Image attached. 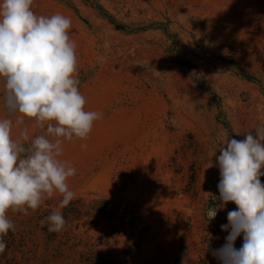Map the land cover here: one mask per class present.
I'll list each match as a JSON object with an SVG mask.
<instances>
[{
    "label": "rangeland",
    "instance_id": "1",
    "mask_svg": "<svg viewBox=\"0 0 264 264\" xmlns=\"http://www.w3.org/2000/svg\"><path fill=\"white\" fill-rule=\"evenodd\" d=\"M71 3L33 0L31 8L71 19L84 108L101 113L87 138L62 144L59 159L76 170L66 181L73 199L110 197L121 210L128 201L134 206L138 226L114 246L132 264L222 262L215 253L230 230L221 225L236 205L227 203L210 221L206 211L220 203L219 147L264 128V0ZM24 128L25 147L46 133L13 116L12 138ZM124 178L130 184L121 189ZM61 199L54 193L39 207L51 202L60 210ZM38 208L7 211L16 244L2 264H82L80 252L102 226L73 230L60 246L36 229ZM242 243L241 233L234 247Z\"/></svg>",
    "mask_w": 264,
    "mask_h": 264
},
{
    "label": "clouds",
    "instance_id": "2",
    "mask_svg": "<svg viewBox=\"0 0 264 264\" xmlns=\"http://www.w3.org/2000/svg\"><path fill=\"white\" fill-rule=\"evenodd\" d=\"M33 0H0V103L6 117L0 119V253L6 248L2 239L13 223L9 209L27 214L42 201L59 193V208L74 198L67 180L75 168L62 162L65 140L85 139L101 113L85 110V97L76 77V44L68 30L71 19L60 13L37 15ZM16 123L34 120L46 133L36 136L28 147L24 128L16 139L11 136L12 117ZM243 140L229 139L219 147L216 157L220 179V203L207 209V221L232 202L228 212L229 231L225 245L215 255L222 264H264V128L244 134ZM86 147V145H81ZM212 165H210L211 167ZM48 231L59 232L66 221L60 211L48 217ZM243 234L239 249L234 247Z\"/></svg>",
    "mask_w": 264,
    "mask_h": 264
},
{
    "label": "trees",
    "instance_id": "3",
    "mask_svg": "<svg viewBox=\"0 0 264 264\" xmlns=\"http://www.w3.org/2000/svg\"><path fill=\"white\" fill-rule=\"evenodd\" d=\"M66 4H72V0H59ZM264 171V169H261ZM127 178L130 174L126 173ZM122 179L121 189L127 187L128 179ZM261 183L264 184V176L260 177ZM46 208H38L36 213V229L40 231L47 242H57L60 246L71 240V231L79 230L80 227H86L92 230L100 225L102 226L95 239L85 245V250L80 252L79 262L82 264H132L131 257L125 253L122 257L114 249L118 244L119 237L127 233L128 229H136L139 217L136 215L137 210L128 201L123 210L121 202H116L110 197L94 198L86 201L84 198H75L70 201L69 205L63 209L57 210L52 207L51 202L46 203ZM54 211H60L66 221L64 227L59 232L48 231L47 217ZM145 232L146 229L140 230ZM6 242V248L0 253V264L2 261H9L8 253L15 247L16 232L10 229L7 235L2 237ZM23 242V239L19 240ZM17 264V263H14ZM200 264H222L207 257L200 259Z\"/></svg>",
    "mask_w": 264,
    "mask_h": 264
}]
</instances>
